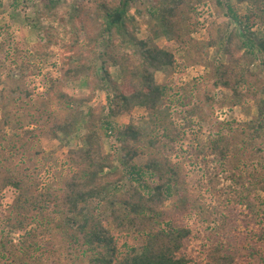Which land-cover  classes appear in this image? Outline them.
Here are the masks:
<instances>
[{
    "label": "trees",
    "instance_id": "16d2710c",
    "mask_svg": "<svg viewBox=\"0 0 264 264\" xmlns=\"http://www.w3.org/2000/svg\"><path fill=\"white\" fill-rule=\"evenodd\" d=\"M237 1L249 3L243 17L230 0H37L31 5L33 21L39 26L36 41L52 46L61 35L72 54L61 63L58 77H46V90L38 95L27 87L25 75L1 79L7 67L0 61V130L43 124L55 139L59 133L70 136L83 130L84 134L81 147L61 155L62 172L43 187L0 162V190L8 187L16 194L13 215L6 219L0 215V221L11 224L6 235L0 234V264H42L47 252L57 249L63 264H264V211L258 195L264 194V34L258 38L254 33L256 27H264V0ZM200 7L213 13L216 25L206 29L205 39L196 41L192 35L199 32L195 11ZM160 37L174 42L184 68L206 57L208 49L217 48L225 62L207 63L202 96L213 105L214 93L226 90L229 95L222 104L232 107L255 99L257 110L256 118L243 125L221 124L206 149L189 154L226 160L229 181L219 188L207 168V183L216 202L210 214L216 218L217 232L206 237L208 245H202L195 258L187 255L191 233L180 215L188 212L189 204L197 208L200 203L189 201L183 173L166 156V148L153 146L156 140L150 143L154 153H144L139 127L112 121L135 108L160 118L161 108L170 107L173 88L157 84L155 76L174 68L176 57L157 45ZM14 40L12 63L18 65L23 60ZM7 50L1 40L0 55H10ZM81 80L89 92L76 98L66 87ZM100 94L105 105L92 107L90 102ZM24 97L28 108L16 110ZM50 100L59 102L63 120L48 116ZM167 140L162 148L169 144ZM104 142L109 143V152ZM117 155L123 168L119 178ZM141 158L144 163L139 166L136 161ZM120 183L124 188L118 191ZM28 206L38 213L53 208L54 228L27 230L14 240L12 235L24 230ZM241 208L245 229L257 227L245 237L244 249L235 235ZM103 215L115 233L139 236L140 249L120 254Z\"/></svg>",
    "mask_w": 264,
    "mask_h": 264
},
{
    "label": "rangeland",
    "instance_id": "374dc122",
    "mask_svg": "<svg viewBox=\"0 0 264 264\" xmlns=\"http://www.w3.org/2000/svg\"><path fill=\"white\" fill-rule=\"evenodd\" d=\"M36 1L0 0V41H4L8 49L6 53H10L6 56L5 52H2L0 55L1 63L4 62L7 67L3 71L1 79L6 75L14 79H18L21 74L25 75L26 85L30 90H33V95H38L46 90V77H58L61 63L65 62L72 54L67 49V40H63L61 35L53 39L54 45L52 46L36 41L35 34L39 30V26L37 22L35 24L33 21L31 10V5ZM230 4L235 8L239 17H243L248 11L249 3L239 4L237 0H230ZM195 15L200 28L199 32L192 36L196 41H201L207 35L206 29L216 24L212 23H215L214 16L207 7L198 8ZM220 21L221 19L217 18L216 23ZM45 24V22L40 23L41 26ZM35 25L37 26L35 27ZM254 33H256L255 37H261L264 34V27H256ZM13 39H16L14 45L20 50V56L23 60L18 65L12 63L15 51ZM156 43L159 47L172 51L176 57L174 68H166L155 76L157 84L170 85L173 88L170 107L161 108L162 117L160 118L143 109L135 108L131 114L117 117L112 121L118 126L133 123L139 127L144 153L147 155L154 153V148L151 147L152 144L150 143L156 140L153 146L159 149L166 148L165 152H168L166 156L183 173L185 186L190 194L188 196L189 201L196 200L200 203L197 208L189 204L188 214L180 215L182 225L187 227L191 233L187 255L195 258L200 252L199 248L202 245H208L209 241L206 237H213L217 232V222L214 220L216 218L210 214V209L216 202L213 198L214 195L210 192V185L207 183V168H210L212 178L219 184V188L226 187L229 181L225 179L227 175L226 166H224L227 164L226 160L209 155L205 159L194 158L193 155L190 157L189 154L194 150L203 151L206 149L210 139L219 130L221 124L235 121L237 124L243 125L256 118L257 110L254 105L255 99L243 101L242 105L232 107L228 104H222L223 97L229 95L226 90L219 89L218 92H215L216 94L214 93L215 103L213 105H210L202 96L206 89L204 80L208 69L207 63L212 61L225 62V58L217 48L208 49L206 57L192 67L184 68L182 66V54L173 41L160 37ZM35 46L41 48L40 52L33 49ZM250 70H255L254 66H251ZM111 72L116 79L118 76L116 71L112 70ZM66 89L70 95L76 98L85 97L89 92L84 80L71 83ZM176 93L178 94L175 95ZM22 99L19 100L17 104L19 106L16 110L28 108V99L25 97ZM105 102L104 94H100L92 103L90 102V105L99 107L105 105ZM50 103L47 107L48 116L55 117V120H63L65 113L61 111L62 107L60 108L59 102L50 100ZM82 110H86V105H83ZM33 112L34 110L31 108L30 113L33 114ZM83 134V130L70 136L59 133L55 139L48 132V128L45 130L43 124L30 125L24 129H20L18 124L11 128H2L0 130V162H3L4 165L7 164L14 171L26 173L36 185L43 187L52 177H56L62 172L61 155L66 153L69 148L82 146ZM162 135L167 136L166 140L168 139L169 143L164 148H162V144L166 145V140L161 138ZM103 146L104 150L109 152V143L104 142ZM143 163L144 158L136 161L139 166ZM114 164L118 167L117 178H119L123 174V168L120 166L118 155ZM121 182L125 185L128 184L125 180ZM124 184H119L118 191L123 190ZM115 193L117 191H114L112 196ZM15 195L12 188L6 187L0 190V215L4 216L5 219L13 215L11 204ZM258 195L261 198V209L264 211V194ZM169 205L170 203L166 202V207ZM241 211L235 235L240 249H244L247 246V238L245 237H250L257 230V227L251 226L246 230L241 222L244 209L241 208ZM53 217V208L44 213H38L31 206H28L25 217H23L26 219L24 230L12 235V238L16 240L19 235L27 230L35 229L44 232L45 229L54 228V223L50 221ZM102 219L104 226L114 236L120 254L129 252L131 248L140 249L141 238L139 236L130 233H115L107 221L106 215H103ZM8 226L10 227L11 224H8L6 220L0 221V234L6 235ZM59 253L60 249L48 251L42 264H63Z\"/></svg>",
    "mask_w": 264,
    "mask_h": 264
}]
</instances>
